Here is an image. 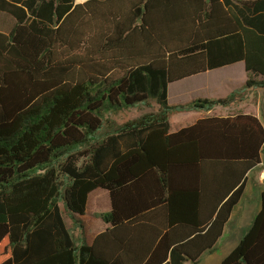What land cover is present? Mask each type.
<instances>
[{
  "label": "trees",
  "instance_id": "1",
  "mask_svg": "<svg viewBox=\"0 0 264 264\" xmlns=\"http://www.w3.org/2000/svg\"><path fill=\"white\" fill-rule=\"evenodd\" d=\"M0 264H185L212 251L261 161L251 114L203 116L170 130V83L238 61L264 89V0H0ZM260 76L261 79H257ZM157 110L103 125L106 109L149 97ZM264 115V103H263ZM108 193L90 244L89 194ZM218 264H264V192Z\"/></svg>",
  "mask_w": 264,
  "mask_h": 264
},
{
  "label": "rangeland",
  "instance_id": "2",
  "mask_svg": "<svg viewBox=\"0 0 264 264\" xmlns=\"http://www.w3.org/2000/svg\"><path fill=\"white\" fill-rule=\"evenodd\" d=\"M5 18L8 19V23H4L1 30L9 32L14 20L11 16L5 14ZM240 75L237 68L224 67L212 71H208L205 74L191 77L189 79L171 84L168 89L169 103L176 104L178 100L190 99L191 96H196L200 99L211 98L217 92L221 91L228 84H235L240 82ZM245 92V93H244ZM259 94V91L256 92ZM253 94V93H252ZM248 95V90L241 89L235 93L234 97L243 98ZM254 95V94H253ZM258 95H254L255 99ZM244 97V98H245ZM159 105L154 97H149L141 103H137L133 106H122L120 108L106 109L103 112V125L102 127L91 136V140H100L104 133L107 132L110 125H120L127 120L138 118L142 114L157 110ZM194 112H176L170 116V130L173 131L177 128L190 124L195 118ZM264 120V117H262ZM95 193L98 195L97 203L93 205V199L89 200V211L94 216L87 213V218L100 217L99 214L107 212L109 210V198L108 193L104 189H96ZM259 208L258 197L253 189L247 190L244 199L240 202L238 208L235 209L231 216L230 222L225 226L223 235L217 242L215 249L212 252L204 253L198 264H218L237 244L239 238L247 231L251 225L253 218ZM69 224L73 228L72 232L76 238L77 243H84L83 236L79 230L73 226L71 220Z\"/></svg>",
  "mask_w": 264,
  "mask_h": 264
},
{
  "label": "crops",
  "instance_id": "3",
  "mask_svg": "<svg viewBox=\"0 0 264 264\" xmlns=\"http://www.w3.org/2000/svg\"><path fill=\"white\" fill-rule=\"evenodd\" d=\"M23 1L24 0H21V2H23ZM84 1H86V0H75V3H82ZM5 14L6 13L0 12V32L8 33V32H4L3 30H1L2 27L4 26V23L5 22L8 23V19L5 18ZM13 24L14 23H12V26H13ZM229 66L231 68H237L238 69L239 75H240V79H241L240 82H237L235 84H228V86L226 88L224 87L221 91L217 92L211 98L209 97V98H206V99H222V98L227 97L231 93H237L238 90L243 89V86H244L245 82L247 81V79L249 77V74L245 70V66H244L243 61H238V62L229 64V65H225V66H222V67H219V68H215V69H212V70H216V69H220V68H224V67H229ZM212 70H207L205 72H202V73H199V74H196V75H192V76L184 78L182 80L170 83L168 85V87H167V102L169 101L168 100L169 99L168 89H169V86L171 84H174V83L189 79L191 77H195V76H199V75L205 74L206 72L212 71ZM257 79L259 80V79H261V77L258 76ZM245 89L248 90V95H246V97L244 96L245 98L244 97L243 98L234 97V99L231 102H229V104L226 105V106L216 105L212 109H210L208 111H202V112H199V111H188V112H194L196 114L195 118H193V120H192V122L190 124L194 123L197 119H199V118H201V117H203L205 115H207V116H230V115H237V114H251V115H254V116L258 117L260 119V121L262 122L263 126H264V120L262 118V117H264V115H263L264 89H262V88H255V89L245 88ZM258 91H259V94L256 93ZM252 93L255 96L258 95L256 97V98L259 97L258 100L255 99V97H254V95ZM197 98L198 97H196V96H191L190 99L178 100V103H176V104L185 103V102H188L190 100L197 99ZM168 104H170V103L168 102ZM190 124H187V125H190ZM187 125H185V126H187ZM180 128H177L175 130H178ZM175 130H173V131H175ZM250 189H253L254 192H256V195L258 197V204H259V208H260L261 194H262V192H264V152L261 154L260 163L252 171H250L248 173V175H247V183H246V187H245L244 193H243L242 197L240 198L237 206L234 208L233 212L235 211L236 208H238L240 202L244 199L247 190H250ZM95 191L96 190L92 191L89 194L88 200H87V204H86L85 214L83 216H81V219H82L83 224H84V232H83L82 236H83V240H84L85 244H90L92 242L93 238L98 233L106 230V228L108 227V224H106L101 219V217H94L95 219H91L92 217L87 218V213H89L92 216H94V214L91 211H89V207L88 206H89L90 198L93 199V205L92 206H95V204L97 203L98 195L95 193ZM259 208H258V210H259ZM109 209H110V204H109ZM233 212L231 213L228 222H230ZM228 222H227V224H228ZM220 238H219V240H220ZM212 251H209V253L212 252ZM203 256L204 255H202L201 258ZM201 258L195 264H198L200 262ZM185 264H193V263L186 262Z\"/></svg>",
  "mask_w": 264,
  "mask_h": 264
}]
</instances>
